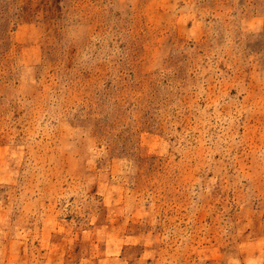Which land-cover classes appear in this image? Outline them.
<instances>
[{
  "label": "rangeland",
  "instance_id": "1",
  "mask_svg": "<svg viewBox=\"0 0 264 264\" xmlns=\"http://www.w3.org/2000/svg\"><path fill=\"white\" fill-rule=\"evenodd\" d=\"M0 264H264V0H0Z\"/></svg>",
  "mask_w": 264,
  "mask_h": 264
}]
</instances>
